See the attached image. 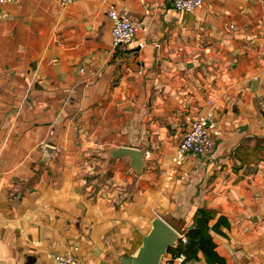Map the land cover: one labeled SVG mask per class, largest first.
Wrapping results in <instances>:
<instances>
[{"label": "crops", "instance_id": "crops-1", "mask_svg": "<svg viewBox=\"0 0 264 264\" xmlns=\"http://www.w3.org/2000/svg\"><path fill=\"white\" fill-rule=\"evenodd\" d=\"M173 1L0 3V264H126L152 218L187 242L201 208L225 264H264V0ZM112 7L138 27L115 49ZM200 115L214 149L177 162Z\"/></svg>", "mask_w": 264, "mask_h": 264}, {"label": "built area", "instance_id": "built-area-1", "mask_svg": "<svg viewBox=\"0 0 264 264\" xmlns=\"http://www.w3.org/2000/svg\"><path fill=\"white\" fill-rule=\"evenodd\" d=\"M14 0H0V3H10ZM75 0H60V6L65 7ZM203 0H174V8L178 11H193L201 6ZM112 21V47L115 49L125 44L131 43L138 29L137 24L128 16L124 15L118 9L112 7L108 11ZM81 72L85 73L87 78L96 75L94 71L85 72V68H81ZM210 115H200L192 124V128L183 136L177 148V162H181L186 156L201 157L212 152L215 146V139L210 132ZM150 153L146 154L149 158ZM54 264H80L73 257L70 251L57 255Z\"/></svg>", "mask_w": 264, "mask_h": 264}, {"label": "water", "instance_id": "water-1", "mask_svg": "<svg viewBox=\"0 0 264 264\" xmlns=\"http://www.w3.org/2000/svg\"><path fill=\"white\" fill-rule=\"evenodd\" d=\"M54 152V148L46 146L45 159H49ZM125 154L131 156V165L141 172L145 165L144 153L136 148L122 147L113 152L114 157ZM180 234L162 217L156 216L151 219V227L143 235L142 243L137 250L127 256L126 264H161L163 257L168 254L169 248L176 247Z\"/></svg>", "mask_w": 264, "mask_h": 264}, {"label": "trees", "instance_id": "trees-1", "mask_svg": "<svg viewBox=\"0 0 264 264\" xmlns=\"http://www.w3.org/2000/svg\"><path fill=\"white\" fill-rule=\"evenodd\" d=\"M212 215L210 211L201 208L196 215L195 226L187 232V242L179 239L177 246L169 248L168 253L184 254L185 261H199V253L202 252L208 264H225L224 258L216 250L217 244L210 232L211 229H218L221 220L211 227L209 222Z\"/></svg>", "mask_w": 264, "mask_h": 264}]
</instances>
